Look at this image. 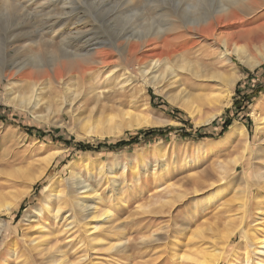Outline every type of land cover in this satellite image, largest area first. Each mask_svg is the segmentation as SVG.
<instances>
[{
	"label": "rangeland",
	"instance_id": "rangeland-1",
	"mask_svg": "<svg viewBox=\"0 0 264 264\" xmlns=\"http://www.w3.org/2000/svg\"><path fill=\"white\" fill-rule=\"evenodd\" d=\"M130 1L0 0V68L30 65L32 54L49 65L59 55L83 56L100 44L115 43L124 26L120 17L129 10ZM133 1L143 8L138 18L154 22V28L185 16L181 0ZM262 24L264 6L250 17L224 26L213 40L192 37L181 23H175L169 38H180L181 47L191 48L189 52L196 56L186 54L196 57L192 61L199 60L203 67L195 80L199 86L187 88V92L209 95L194 116L180 104L187 98L180 94L183 88L172 81L157 89L148 88L141 94L146 103L141 100L139 106L130 107L129 97L118 94L97 99L90 94L91 86L99 83L95 89L104 85L108 76L105 71L100 80L97 72H87L82 80L81 68L69 67L63 74L64 81L40 80L45 93L42 98L38 96L39 102L31 110L5 102L3 97L9 88L5 82L0 97V114L4 117L0 118V201L13 202V206L0 210V264H54L50 260L59 261L60 256L64 264H179V255L221 242L224 233L234 226L239 230L224 251L221 264H261L264 249L246 238L264 239V191L259 188L264 175ZM235 45L241 47L240 52L226 56V46L232 51ZM119 53L115 72L122 67ZM25 72L36 75L33 69ZM21 86L15 91L17 95L25 89ZM72 93L78 95L74 101ZM119 108L156 124L130 127L128 120L121 119ZM228 121L233 124L222 133ZM242 126L248 132L244 143L247 156L230 172L225 166L241 150V138L232 131ZM153 129L163 130L165 136L134 139L137 133ZM58 138L74 144L88 143L94 150L82 152L61 144ZM123 140L131 144L108 148ZM102 142L108 147L98 151ZM52 154L43 176L31 182ZM247 182V199L245 194L238 197L241 193L237 192L245 190ZM171 185L177 192L169 196L166 190ZM52 190L57 196L52 197ZM70 192L73 203H65L63 199ZM237 199L247 200V213H240L242 201ZM168 201H172L171 206ZM77 202H86L91 209L83 211ZM95 205L100 214L109 211L110 217L100 222L92 220L90 212ZM240 221L244 225L241 230ZM90 224L108 228L109 234L100 231L104 235L99 245L92 239L99 231L87 233Z\"/></svg>",
	"mask_w": 264,
	"mask_h": 264
},
{
	"label": "bare ground",
	"instance_id": "bare-ground-1",
	"mask_svg": "<svg viewBox=\"0 0 264 264\" xmlns=\"http://www.w3.org/2000/svg\"><path fill=\"white\" fill-rule=\"evenodd\" d=\"M142 1H145V0H142ZM147 1H145V2H147ZM263 1L264 0H262V2ZM93 2H95V1H93ZM135 2L133 0L130 1L128 3V5L130 6L129 10L126 12V14L124 16L120 17V18H122L121 22H124V26L121 30L118 31V32H120L121 37L118 34V36L120 38L113 44H100L99 43L100 44L99 46H96L94 48L92 47L93 49H91V51H89L88 53H86L83 56L74 55V56H65L64 57V56L59 55V57H57V58L54 56L56 59L54 60V62L52 64L48 63L49 65H44L41 62H39V59L37 58L38 54L37 55L32 54L30 56H31V59L33 62L30 65L15 66L14 68H11L9 70L0 68V97H1V95H3L2 91H1L2 85L5 82H7V85L9 86V88H8L7 96L3 97L5 102L10 104V105H14V106L18 105L24 109L31 110L33 108V106H35L34 103L39 102V101H37L38 96H39V98L40 97L42 98L41 94L45 93L44 92L45 87L44 88L41 87L42 82L40 80L43 79V81H46V80H48V81L49 80L64 81L63 80V78H64L63 74H64V72H66L68 70L69 67L71 69L76 68V67H80L81 70L79 69L80 70L79 75H81L82 80L86 77L85 75L87 72H97L98 75H96L97 76L96 78H98L99 80L102 79L103 76L105 75L104 71L106 74H108V76L104 79V82H103L104 85L103 86H100V88H95V89H94V87H97V85L99 83H97L96 86H91V93H90L91 95H94L97 99H100L101 97L106 96V95H110V96L114 97V95H118V94L120 95V97H124V99H127L129 97V102H130L129 106L130 107L131 106H133V107L139 106L138 104L141 102V100L142 101L145 100L144 96H141V94L143 92H146L148 90V88L155 87L157 89V87L164 85L165 83H168L169 81H172L171 84H175V85L177 84L178 88H180V87L183 88L180 90V94L187 96V98H186V100H184L180 104L182 105V107L185 110L187 109L190 112V114L194 116V115H196V113H198L200 111L201 102H203V99H206L209 95H205V94L200 93L196 96H193L192 93L187 92V88L194 90L197 86H199L198 82H196L195 80L200 78L201 72H202L200 70V67L201 68H203V67L201 66V63L198 62L199 60L198 61H194V60L192 61V59H196V57L195 58L192 56L190 57V55L188 56V54H186L189 51H191V48H185V47L182 48L181 47L182 44L178 43V40L180 38H169V33L174 30L173 27H174L175 23H181L182 29H185V31L187 30L188 32H190L189 34L192 35V37H199L200 39H203V40H206L207 38L213 40V39L218 37L217 36L218 33L220 32V30L224 26L233 25L234 22L242 20L243 17H250L251 15L258 12L259 10L261 11L262 7L264 6V4L260 5L255 0H181L180 3L182 2V5L184 6V8L182 7L183 8L182 12L186 17L184 16L182 18L180 16V18H179L176 16L179 19L178 21L168 20L166 25H160L159 27L154 28V22L147 20L145 18H142V19L138 18L139 11H140V9H143V8H138V6L135 5L137 2L136 3ZM10 7H11V5H10ZM174 7L176 8V6H174ZM115 10H116V8H115ZM178 10L179 9H177V12H178ZM144 14H146V12ZM144 14H143V16H144ZM175 15L176 14H174V16ZM171 16H172V14H171ZM103 18H105V17H103ZM115 21H117V20H115ZM85 26L86 25L84 24V27ZM262 26H264V24H262ZM179 29H181V28H179ZM115 39H117V38H115ZM219 44H221V43H219ZM215 45H217V44H215ZM227 45H228V43H227ZM105 47L107 49H104ZM219 47H221V46H219ZM180 48H182V51H180L181 50ZM230 48H231V45H230ZM47 49H48V47H47ZM55 50H56V48H55ZM240 50H241V47H239L238 45H235L234 50H232V51H230L229 48L226 46L225 55L229 56L232 52H240ZM49 51H47V52L49 53ZM64 52H66V51H64ZM118 52H120L119 56L122 59V62H121L122 67L120 66L121 69L119 71L115 72V69H117V67H118V64L115 63V61H117V57H118L116 53H118ZM189 53H191V52H189ZM191 55L196 56L195 53H191ZM28 59H29V57H28ZM13 60H15V59H13ZM136 63L138 66L134 67V64H136ZM84 64L86 66H83ZM90 65H92L93 67ZM81 66H83V67H81ZM251 67H253V66H251ZM28 69L36 70V75L33 72L32 73H26L25 71ZM183 76L184 77L186 76L187 79L186 78L184 79ZM178 78H180V79H178ZM19 83H22L21 85L23 86V88L25 86V89H23L21 91V93L19 95H17L18 93L16 94L15 91L20 88L21 85H19ZM100 83H102V82H100ZM138 85H140V86H138ZM66 89L68 90V88H66ZM64 93H66V92H64ZM75 94L76 93H74V94L72 93V96L73 95L75 96ZM77 97H78V95H76L73 98V101L76 100ZM169 99L171 100V102H175V100L173 98H169ZM223 107H224V105H223ZM116 111H118V110L116 109ZM119 112L121 115V119L124 122L126 120L129 121L128 124L130 127H136V126L138 127V126H141L144 124H146L148 126H153L154 124H156V123L150 121L149 119H146L144 116H140L137 114L134 115L131 111H125V110H122L119 108ZM147 112H150V111L147 110ZM219 114H220V111H218L216 113V115H219ZM216 115H215V117H216ZM161 124H162V122H161ZM237 128L238 129H234V131H232V135L237 136L238 138H241L239 145H238L239 149L241 148V150L240 151L238 150L239 151L238 156L235 157L234 159H232L230 161V163L225 166L227 168L229 167L230 172L235 171L236 168L239 167V165L243 163V160L247 156V151H248L247 148L245 147L246 144L244 145V143H246V141H247L246 136L248 135V132H247L246 128H244L243 126L237 127ZM228 135H230V133ZM236 140H238V139H236ZM54 154H52V156L47 158L48 161L46 160L47 164L45 165L44 169L40 170L38 175L30 180L31 182L36 181V180L40 179V177L43 176V174L45 172V168H47L49 163L52 162L51 159H52ZM155 170H156V168H154V171ZM221 170H222V168H221ZM226 170H228V169H226ZM122 173H123V175L126 173L125 169L123 170ZM262 178H263L262 183H261V186H259V188H261L264 191V175L262 176ZM146 183H147L146 186H149V181ZM249 185H250V183L247 182L245 184L246 189L243 191L241 189L239 192H237V195L241 193L238 197L241 198V196L243 197V194H245L244 198L247 199V196L250 192ZM30 189H31V187H30ZM174 190H175V187L173 185H171V187H168V189L166 191H167V194L169 196H172V195H174V193L177 192ZM52 194H53L52 195V197H53V196H57L58 193H56V191H53ZM22 195H23V192H22V194H19L18 197L17 196L16 197L14 196V197L16 200H18L19 197L21 198ZM162 195H163L162 193L157 194V196H162ZM163 196H165V195H163ZM72 198L73 197H72V194L70 192V193H67V195L65 196V198L63 200L65 203H70V201H72V203H73L74 199L72 200ZM177 198L178 199L182 198V195L179 194L177 196ZM178 199H177V201H178ZM239 199H237V201L241 202L242 200L240 201ZM4 200H5V198H4ZM172 201H168L167 204L169 206H171ZM177 201H176V203H177ZM0 204H2L1 201H0ZM77 204H78L77 205L78 208H80L83 211L84 210L87 211L88 208L91 207V205H89L86 202H82V203L77 202ZM12 206H13V202L12 203L7 202L6 204L0 205V210H2L3 208L4 209H10ZM239 206H241L240 209H242L241 210L242 212H240L241 214L247 213V209H248L247 200L242 201L241 205H239ZM259 208L260 207L258 206L257 209L259 210ZM241 214H240V216H241ZM90 215L92 216V218H91L92 220L100 222L105 217L109 218L111 214L109 211H105L104 213L100 214V211H98V206L95 205L92 208ZM242 217H243V215L241 216V220H243ZM242 222L240 221V223H241V225L239 226L240 230H241V228L244 229V225ZM87 228H88L87 233H90V232L95 233L96 231H99L92 238L93 241H95L94 244H97V245H99L98 243L100 242L101 235H104V233L102 234V232L100 233V231L104 230V232L106 233L108 230V228H105V229L101 228L100 229V227H98V225L96 226V224L95 225L90 224L87 226ZM237 229L238 228L235 226L230 228L226 233H224V236L221 238V242H216V243L211 242V244H209V246L204 247L200 251H193L190 254L179 255L177 257L178 261H180L179 264H183V261H187L188 262L187 264H221V262L223 261V258H224L223 257L224 251L227 249L228 245L231 243L232 236L236 233ZM2 232H3V230H2ZM244 232H245V238H246L247 231L245 230ZM198 234L202 235V232L198 231ZM246 239H248L249 242H251V243H254V242L258 243L260 245L259 248L264 249V239H262V238L259 239L256 236H252L250 238L247 237ZM258 244H257V246H258ZM38 245H39V243H38ZM48 246H50V245L48 244ZM51 249H52V247L51 248L49 247L48 250H51ZM52 259L53 260H50V261L53 262L54 264L56 262H58V264H64L63 256L62 257L60 256L59 261H55L54 258H52ZM261 264H264V259L262 260Z\"/></svg>",
	"mask_w": 264,
	"mask_h": 264
},
{
	"label": "trees",
	"instance_id": "trees-1",
	"mask_svg": "<svg viewBox=\"0 0 264 264\" xmlns=\"http://www.w3.org/2000/svg\"><path fill=\"white\" fill-rule=\"evenodd\" d=\"M260 92H258L256 95H259ZM235 107H237V104L235 105ZM239 108L240 110L243 108L241 105H239ZM0 118L3 119L4 117L0 114ZM233 122L231 121H228L226 122L224 125H223V129H222V133L226 132L231 126H232ZM172 130V129H170ZM202 131H204V129L200 130L199 133H201ZM170 132V131H169ZM29 133H32V132H29ZM140 136H144L145 139H150V138H153V136H165V132L163 130H148V131H141L139 133H137V135L134 137V139H136L137 137H140ZM189 136V135H187ZM187 136H184V138H187ZM201 136V134H200ZM58 140L61 144H65L66 146H72L76 149H78L79 151H82V152H86V151H91V150H94V147L91 146L90 144L88 143H85V144H80V143H72V141L68 140V141H64L63 139L61 138H58L56 139ZM129 144H131L129 141H120L118 144L114 145V146H111V147H108L107 144L103 143L100 144L99 146H97V150H101L102 147H108L112 150H115V149H118V148H121V147H125V146H128ZM21 210V209H20Z\"/></svg>",
	"mask_w": 264,
	"mask_h": 264
}]
</instances>
